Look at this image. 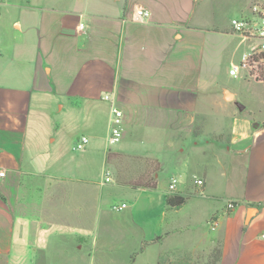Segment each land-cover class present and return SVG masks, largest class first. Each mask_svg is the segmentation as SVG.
I'll list each match as a JSON object with an SVG mask.
<instances>
[{"label": "crops", "instance_id": "crops-1", "mask_svg": "<svg viewBox=\"0 0 264 264\" xmlns=\"http://www.w3.org/2000/svg\"><path fill=\"white\" fill-rule=\"evenodd\" d=\"M253 1L0 0V264H264V119L224 86Z\"/></svg>", "mask_w": 264, "mask_h": 264}, {"label": "built area", "instance_id": "built-area-1", "mask_svg": "<svg viewBox=\"0 0 264 264\" xmlns=\"http://www.w3.org/2000/svg\"><path fill=\"white\" fill-rule=\"evenodd\" d=\"M249 13L242 17L233 18L231 27L233 32L243 41L252 43L248 50L241 58L239 64H235L229 71L230 76L234 78H244L253 81L262 80V68L264 67V0H254L249 7ZM150 12L145 9H138L135 13V21L143 22L148 19ZM83 27V25H82ZM104 100L111 101V96L106 95ZM125 113L114 103L112 105L111 127L108 136V145L116 146L121 143L125 131ZM90 143L88 136H81L76 144V150H85ZM4 176L5 173H0ZM111 178L107 177L106 182H110ZM178 183L177 178H172L170 190H175ZM202 184V181H198ZM128 207L126 203L115 204L112 206L114 211H123ZM229 209L234 208L233 204L228 205ZM211 229L216 230L218 220L213 218L210 223Z\"/></svg>", "mask_w": 264, "mask_h": 264}, {"label": "rangeland", "instance_id": "rangeland-1", "mask_svg": "<svg viewBox=\"0 0 264 264\" xmlns=\"http://www.w3.org/2000/svg\"><path fill=\"white\" fill-rule=\"evenodd\" d=\"M249 13L248 10H246L245 13L242 15H247ZM242 15H239V17H242ZM238 17V16H235ZM252 43H246L245 49H248V45ZM230 75V74H229ZM227 76L226 70L223 71V77L225 80V77ZM228 77V76H227ZM226 85L227 91H226V98H231L234 96V94H237V97H235L234 100L230 102L232 105H238L241 103L242 105H245L248 109V111L253 113V116L258 119H264V82L257 83L255 81H248V79L244 78H234V77H228ZM238 103V104H237ZM119 202L120 200H116ZM115 205V204H114ZM45 259V258H44ZM62 258H49V261L45 264H63ZM88 263V260H86V264Z\"/></svg>", "mask_w": 264, "mask_h": 264}, {"label": "trees", "instance_id": "trees-1", "mask_svg": "<svg viewBox=\"0 0 264 264\" xmlns=\"http://www.w3.org/2000/svg\"><path fill=\"white\" fill-rule=\"evenodd\" d=\"M262 80L264 82V67L262 68ZM186 203V199L181 196H173L167 198V205L171 208L179 209ZM168 255H161L159 258V264H168Z\"/></svg>", "mask_w": 264, "mask_h": 264}, {"label": "water", "instance_id": "water-1", "mask_svg": "<svg viewBox=\"0 0 264 264\" xmlns=\"http://www.w3.org/2000/svg\"><path fill=\"white\" fill-rule=\"evenodd\" d=\"M227 99L231 100V99H233V96H232L231 98H228V97H227Z\"/></svg>", "mask_w": 264, "mask_h": 264}]
</instances>
